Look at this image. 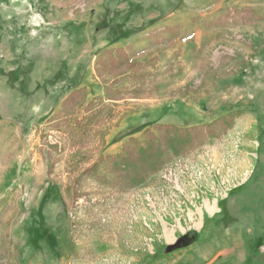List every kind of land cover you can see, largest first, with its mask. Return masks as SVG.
I'll list each match as a JSON object with an SVG mask.
<instances>
[{"label": "rangeland", "instance_id": "1", "mask_svg": "<svg viewBox=\"0 0 264 264\" xmlns=\"http://www.w3.org/2000/svg\"><path fill=\"white\" fill-rule=\"evenodd\" d=\"M47 3L20 33L16 22L0 33V264H237L252 241L251 261L264 260V226H235L232 196L248 191L249 172L224 177L205 152L217 143L227 167L251 144L248 134L220 139L246 130L237 129L242 83L232 82L264 46V0ZM126 17L125 31L103 28ZM120 53L125 66L113 74ZM77 90L84 103L64 108ZM228 117L225 134L205 135L138 188L122 193L81 175L96 164L95 175L111 179L100 158L143 141L154 124L188 129Z\"/></svg>", "mask_w": 264, "mask_h": 264}, {"label": "crops", "instance_id": "2", "mask_svg": "<svg viewBox=\"0 0 264 264\" xmlns=\"http://www.w3.org/2000/svg\"><path fill=\"white\" fill-rule=\"evenodd\" d=\"M37 1L38 0H0V33L1 30L5 28L6 33L11 34V27L15 24V22V25L19 26L18 33L23 30L22 25L35 22V18L33 17L34 12L31 5ZM37 6L41 13L42 9L45 7H47L50 11L53 4L47 3V6H45L39 3ZM223 6L224 1L214 2L209 5V11L215 10V12L219 13L220 8ZM217 14L214 17H217ZM212 18L213 15L211 19ZM127 19L128 18L126 17V19L120 22L121 24H118L117 27H111L108 22V25L103 27L105 23V20L103 19L100 26L104 29H108V33H110L111 36L114 34L116 35L119 31H125L124 27ZM16 33L15 29L13 34L15 35ZM131 35L132 33L129 32L128 35L122 38V41L130 40L132 37ZM119 41L115 42V44L119 43ZM255 47V49H258V54L253 56L254 60L247 65V68L244 69L241 76L232 82L233 84L238 85L236 87H239L242 83L241 90L243 91L244 96L242 106L245 109V115L239 119L237 129L242 127L243 123H245L246 130L242 132L232 130L231 132H227L224 136L222 135V139H220L223 140L227 136L235 138L236 136H241L242 134H248L250 136L249 141L251 144L243 150L234 151L236 152V157H238L235 159L237 161L231 160L227 167H224V161H219L220 152L214 148L212 149V147L216 146L217 143L208 145V147L205 148V152L210 154L212 153L211 156L215 158V167L220 169V172L224 177L228 176L229 171L232 169H236L235 174H238L239 176L244 175L245 172H249L248 184L246 185L248 186V191H245L244 195L241 196H232V200L235 201V205L237 204V211L240 212L239 217H241L239 220L235 221V226L237 228L250 226L253 228L254 233H260L261 226H264V218H260V208L257 203L259 199H264V46L258 48L257 45ZM240 102L241 101L237 102L238 105H240ZM250 130H252L251 133ZM221 151L224 152V155L222 154V156H226L225 154L231 150L226 149ZM244 204H249L248 208L250 209V212L245 211L243 214L242 211ZM242 220L244 222L246 221L245 224H241ZM257 243L258 241H252L251 244L248 243L245 246L243 249L245 255L242 256L241 260H239L237 264H264L263 257H261L262 255L260 254H255L251 261V251L256 249ZM252 246L253 248H251ZM234 262L235 260L227 259L224 264H234Z\"/></svg>", "mask_w": 264, "mask_h": 264}, {"label": "trees", "instance_id": "3", "mask_svg": "<svg viewBox=\"0 0 264 264\" xmlns=\"http://www.w3.org/2000/svg\"><path fill=\"white\" fill-rule=\"evenodd\" d=\"M126 56L120 53L118 59L111 58V73L117 74L125 66ZM232 74V73H231ZM82 90H77L68 95L63 107L73 110L84 103ZM220 119L208 126H197V128L179 129L173 125L154 124L152 129L143 132V141L130 140L125 143L120 153L116 156L100 158L99 163L104 165V170L109 172L111 179L105 175H95L98 165L93 164L85 169L81 175L94 177L101 180L103 184L111 185L116 191L122 192L138 188L145 180L159 171L168 160L182 156L188 147H195L205 139V135L215 138L219 134H225L232 122ZM78 175L74 181L73 200L78 198L76 185L79 182Z\"/></svg>", "mask_w": 264, "mask_h": 264}, {"label": "built area", "instance_id": "4", "mask_svg": "<svg viewBox=\"0 0 264 264\" xmlns=\"http://www.w3.org/2000/svg\"><path fill=\"white\" fill-rule=\"evenodd\" d=\"M41 4L42 3V0H38L36 3H33L31 6H32V10H36V8H38V4ZM36 17H39V15L36 13L35 14Z\"/></svg>", "mask_w": 264, "mask_h": 264}, {"label": "bare ground", "instance_id": "5", "mask_svg": "<svg viewBox=\"0 0 264 264\" xmlns=\"http://www.w3.org/2000/svg\"><path fill=\"white\" fill-rule=\"evenodd\" d=\"M178 108V107H177ZM185 113V112H184ZM187 115V114H186ZM189 115V114H188ZM191 116H192V114H191Z\"/></svg>", "mask_w": 264, "mask_h": 264}]
</instances>
